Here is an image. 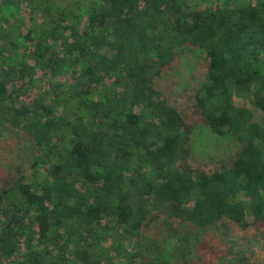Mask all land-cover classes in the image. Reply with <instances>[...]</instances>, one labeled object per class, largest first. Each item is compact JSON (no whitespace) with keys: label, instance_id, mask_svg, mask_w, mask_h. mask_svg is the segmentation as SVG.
Masks as SVG:
<instances>
[{"label":"trees","instance_id":"trees-1","mask_svg":"<svg viewBox=\"0 0 264 264\" xmlns=\"http://www.w3.org/2000/svg\"><path fill=\"white\" fill-rule=\"evenodd\" d=\"M24 5L30 24L14 25ZM193 47L209 60L193 105L238 144L210 174L188 163L196 128L155 84ZM254 109L264 0H0V126L33 151L0 181V264H173L183 248L149 236L154 217L184 239L224 220L264 226Z\"/></svg>","mask_w":264,"mask_h":264},{"label":"rangeland","instance_id":"rangeland-1","mask_svg":"<svg viewBox=\"0 0 264 264\" xmlns=\"http://www.w3.org/2000/svg\"><path fill=\"white\" fill-rule=\"evenodd\" d=\"M67 3L68 0H57ZM31 14L24 5L18 19L12 23L29 26ZM31 64L36 65L33 61ZM209 68L205 51L196 49L185 51L182 56L155 79L157 89L168 103L179 109L186 122L196 129L191 145V154L187 161L194 169L204 173L221 171L229 165L238 150L234 138L217 137L205 124L201 111L193 105L195 89L204 80ZM39 77L43 76L37 70ZM73 80L68 75L65 81ZM35 91L23 95L25 102L32 100ZM255 120L264 125V113L254 109ZM33 151L31 141L24 133L10 127L0 126V181L28 172L31 168ZM160 217H154L150 230L151 238L161 245L183 248L184 254L179 262L173 264H263L264 262V226L241 227L238 223L224 220L215 229L187 235L173 234L168 225L161 230ZM172 232V233H171ZM169 233H171L169 235ZM174 237H173V235ZM171 238H169V236ZM179 235L177 240L176 236ZM186 236V237H187ZM183 239V240H181Z\"/></svg>","mask_w":264,"mask_h":264}]
</instances>
